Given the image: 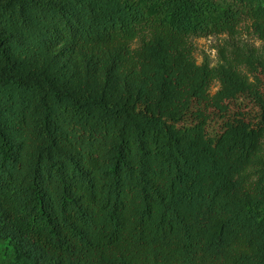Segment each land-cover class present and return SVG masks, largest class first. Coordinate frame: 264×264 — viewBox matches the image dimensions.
Instances as JSON below:
<instances>
[{
    "label": "trees",
    "instance_id": "trees-1",
    "mask_svg": "<svg viewBox=\"0 0 264 264\" xmlns=\"http://www.w3.org/2000/svg\"><path fill=\"white\" fill-rule=\"evenodd\" d=\"M0 264H264V0H0Z\"/></svg>",
    "mask_w": 264,
    "mask_h": 264
},
{
    "label": "rangeland",
    "instance_id": "rangeland-1",
    "mask_svg": "<svg viewBox=\"0 0 264 264\" xmlns=\"http://www.w3.org/2000/svg\"><path fill=\"white\" fill-rule=\"evenodd\" d=\"M225 35L220 36H208L193 39L194 44V56L197 62H201L205 55L208 56L210 64L216 62V47L223 40ZM238 38L246 41L255 46L260 45V41L251 33L247 28V22H242L238 28ZM218 88L217 83H213L211 86V92H214ZM260 108L251 100V97L247 94L241 96L239 99L229 101L228 115L220 117L215 111H210V117L206 124V132L209 136L214 137L218 135L224 126L225 120L229 117L237 116L243 118L252 124L259 120ZM228 116V117H227ZM191 118L188 117L185 123H190Z\"/></svg>",
    "mask_w": 264,
    "mask_h": 264
}]
</instances>
